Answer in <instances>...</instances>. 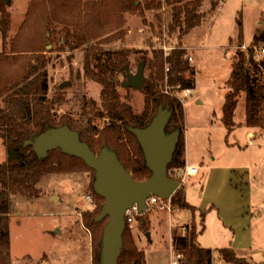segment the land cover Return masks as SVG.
Segmentation results:
<instances>
[{
  "label": "trees",
  "instance_id": "1",
  "mask_svg": "<svg viewBox=\"0 0 264 264\" xmlns=\"http://www.w3.org/2000/svg\"><path fill=\"white\" fill-rule=\"evenodd\" d=\"M206 0H31L26 17L18 33L9 41L11 51L7 49L12 25L9 10L10 0H0V31L3 35L5 50L0 52V137L8 149V158L0 162V264H14L10 247V200L11 194L25 197H38V183L47 174L82 171L91 169L83 159L69 155L61 148L50 151L43 158L39 157L27 140H34L48 128L68 125L84 133L97 132L103 135L99 150L108 146L114 149L120 161L137 180L148 179L151 170L145 161L144 152L137 137L130 127L147 126L157 115L162 105L172 112L167 132L180 130V137L169 165V172L186 167L183 159L185 143L184 102L175 92L192 89L196 85V69L186 59V50L175 46L160 64L148 56L149 51L131 48L105 49L100 44L116 39H126L127 14L145 17L147 12H154L159 27L162 25L161 10L166 4L173 11L170 34L176 30L182 35L188 34L207 19L203 10ZM210 14L214 15L220 0H210ZM243 37V32H240ZM264 41V31L256 32L253 42ZM73 51L83 48L85 76L97 81L102 86L103 110L98 113L108 120L104 129L87 120L73 121L71 117L57 118L53 112L54 104L60 101L48 97L49 73L47 66L52 61L54 46ZM159 57L157 50L153 51ZM34 54H37L34 56ZM50 54V55H49ZM136 57V59H133ZM36 59V60H35ZM35 60V62H34ZM144 61L149 70L147 80L141 90L145 95V106L141 113L123 102L118 87L119 76L126 77L133 67V61ZM168 65L166 77L159 78L160 66ZM264 59L255 57L254 48L249 52L239 50L233 63L230 78L226 82L227 94L223 104V124L227 127V137L239 126L236 113L239 96L246 94V125L264 133ZM167 85L168 91L163 87ZM124 134L135 141L137 154L131 155L127 146L121 145ZM259 135V134H257ZM255 134V138H257ZM228 140V138H227ZM89 145L90 143L87 142ZM91 146V145H90ZM95 151L96 149L91 146ZM98 153V152H97ZM95 174V171H94ZM97 195L100 203L94 211L84 213L83 220L87 228L94 233V264H102V236L104 224L97 217L105 199ZM172 208L191 209L185 187L181 186L171 198ZM206 212H202L205 217ZM202 227L194 224L188 234L173 232L172 243L178 257V264H213V249L204 247L198 240L205 231V219ZM144 226V224H143ZM123 236V250L119 264H148L145 251L135 243L132 228L128 225ZM220 257L226 262L236 264H255L247 258L239 257L235 248L227 246L218 249Z\"/></svg>",
  "mask_w": 264,
  "mask_h": 264
},
{
  "label": "rangeland",
  "instance_id": "2",
  "mask_svg": "<svg viewBox=\"0 0 264 264\" xmlns=\"http://www.w3.org/2000/svg\"><path fill=\"white\" fill-rule=\"evenodd\" d=\"M30 1L10 0L12 27L7 44L9 52V41L18 33ZM210 6V0H206L203 10L208 14L207 19L181 38L179 30L170 34L173 11L165 4L164 9L160 11L163 19L161 27L154 12H147L145 17L127 14L126 41L121 42L116 38L100 44L105 49L148 50V56L157 59L160 64H163L166 53L175 46L181 45L187 51L185 57L196 69V85L187 99H183L182 91H174L172 94H177L184 102L185 139L190 143L188 160L190 165L198 166L196 173L186 175L182 186L185 187L191 206L200 211L204 210V204L210 196L216 198V192L221 193L217 197V204L222 200L221 195L228 189V184L231 187L229 177L233 170L237 171L244 166L245 171L250 174H260L264 177V133L261 134V130L257 129L253 131L256 135L259 134L257 138L250 140L247 137L249 127L246 125L245 92L239 96L237 107L236 122L239 126L229 135L227 141V127L222 121L223 104L227 94L226 82L230 78L238 51L247 53L249 49L254 48L255 57L264 59V54L259 50L264 47V41L253 42L254 34L264 31V0H220L218 11L214 15H209ZM240 32H243L244 38L239 36ZM4 50L3 35L0 31V52ZM54 50L52 55L49 54L52 61L47 66L50 80L48 97H60V101L54 104L53 112L57 118L68 116L73 121L87 120L101 130L104 129L108 120L98 116L103 110L102 86L85 76L83 48L71 53L67 48L62 49L56 45ZM154 50H157L159 57L153 53ZM167 66H160L157 72L159 78L165 81L168 79ZM141 67L147 80L149 70H146L144 61L134 60L130 73L138 77ZM118 79L121 80L118 91L123 102L126 101L135 112L141 113L145 106L143 91L126 85L128 79L124 75ZM64 82H67L68 86L62 88L61 84ZM163 89L169 90L167 85ZM96 133L86 132L84 139L99 152L103 135ZM124 136L121 145L127 146L131 155H138L134 148L135 141L131 142V137L127 134ZM7 158L8 149L0 137V162L6 161ZM256 161L260 162L257 164ZM174 171L169 172L172 178ZM184 174L185 171L181 170L180 175ZM40 180L37 186L40 190L38 197L31 198L20 194L10 196V247L13 263L94 264L95 235L83 220L84 213L94 211L100 203L93 191L94 170L51 173L44 175ZM256 186L258 181L252 179L250 187ZM240 188L241 186H238V189ZM255 193L258 194V191ZM87 196H92L93 201H89ZM55 197L59 200L56 201ZM143 214L145 219L131 231L135 243L145 251L148 264L178 262L179 256L172 243L173 232L185 235L191 232L194 224L198 229L202 227L199 212L194 214L191 209L172 208L171 199L151 205ZM102 222L105 225L107 220ZM204 223L209 232L204 236L201 234L199 242L204 247L213 249L216 264H229L219 257L218 248H226L229 245L228 238L224 239L217 233L219 230L216 227H222L217 213L209 212ZM214 237H220L221 241L213 240ZM242 256L264 264V242L258 240L253 251L243 253Z\"/></svg>",
  "mask_w": 264,
  "mask_h": 264
},
{
  "label": "water",
  "instance_id": "3",
  "mask_svg": "<svg viewBox=\"0 0 264 264\" xmlns=\"http://www.w3.org/2000/svg\"><path fill=\"white\" fill-rule=\"evenodd\" d=\"M9 1V0H7ZM127 85L142 88L146 81L142 67L138 79L128 73ZM68 83L61 84V87ZM172 112L159 106L157 115L145 127H130L141 145L147 166L151 170L148 179L137 180L120 161L117 152L103 147L98 153L81 139L80 131L68 125L48 128L37 136L31 144L39 157L43 158L50 151L61 148L63 152L83 159L94 169V190L105 199L98 221L107 220L102 236V264H119L124 247L123 236L126 227L127 209L137 204L143 214L147 209V198L151 195L170 200L182 184L180 180L169 176V165L180 137V130L167 132V125ZM55 200H59L55 197ZM150 234H148L149 236Z\"/></svg>",
  "mask_w": 264,
  "mask_h": 264
},
{
  "label": "crops",
  "instance_id": "4",
  "mask_svg": "<svg viewBox=\"0 0 264 264\" xmlns=\"http://www.w3.org/2000/svg\"><path fill=\"white\" fill-rule=\"evenodd\" d=\"M253 131V129L251 131V129L249 130L248 128L247 137L250 140L255 138V133H253ZM228 137L226 136V141ZM185 143L186 150L183 159L186 161V167L197 166L194 164H189L188 156L190 151H188V147L190 143L186 139ZM231 145L233 146V143H231ZM259 162L260 161H256L257 164ZM230 175L231 177H229V179L231 180V187L228 184V189L225 191V193H223V195H221L222 200L217 204V197L221 193L216 192L214 194L216 198L210 196L207 203L204 204L205 207L203 211H200L196 207L197 212L200 213L199 216L201 217V219H205L209 212H216L217 216L219 217L220 224L222 225L221 228L219 226L216 227V229L219 230V232H217L218 235L220 237H224V239L228 238L227 244L235 248L239 257L247 258L248 260L253 262L250 257L242 255L243 253H249L253 251L254 247L257 246L258 240L259 242H264V177L260 174H257V176L250 174L248 171H245L244 166H242L237 171L233 170ZM252 179L258 181V186L254 188L250 187V185H252ZM234 185H236L237 188ZM238 186H241V188L238 189ZM243 187H245V190H243ZM257 191L258 194L255 193ZM205 194L206 193L204 192L203 196H205ZM202 212H206L205 217H202ZM208 232L209 230L206 225V229L202 233V236H204ZM220 237H214L212 239L219 242L221 241ZM227 244L223 245L227 246ZM204 245L209 246V244ZM240 254L242 255L240 256ZM228 263L230 264L231 262ZM253 263L260 264L261 262ZM213 264H216L215 258Z\"/></svg>",
  "mask_w": 264,
  "mask_h": 264
},
{
  "label": "built area",
  "instance_id": "5",
  "mask_svg": "<svg viewBox=\"0 0 264 264\" xmlns=\"http://www.w3.org/2000/svg\"><path fill=\"white\" fill-rule=\"evenodd\" d=\"M167 49V48H166ZM260 53L264 54V47L260 48ZM169 53H166V56ZM189 59H191V57H189ZM167 70L168 66H167ZM192 89H185L182 91L183 94V99H187L190 94H191ZM184 170L185 174L183 176L180 175V171ZM198 171V167L197 166H192V167H185L182 169H175L174 171V175L173 178L180 180L181 184H184L186 181V175L187 174H192V173H196ZM179 174V175H178ZM87 199L89 201H93V197L92 196H87ZM164 199H162L160 196L157 195H151L150 197L147 198V209L151 206V205H156V204H160V202H163ZM146 209V210H147ZM145 219L144 214H142L140 212V210L138 209V205L135 204L132 207L127 209L126 212V226L128 225L131 228H135L137 226L140 225V223ZM174 264H178V262H174Z\"/></svg>",
  "mask_w": 264,
  "mask_h": 264
},
{
  "label": "flooded vegetation",
  "instance_id": "6",
  "mask_svg": "<svg viewBox=\"0 0 264 264\" xmlns=\"http://www.w3.org/2000/svg\"><path fill=\"white\" fill-rule=\"evenodd\" d=\"M139 73V72H138ZM132 75V74H131ZM133 76V75H132ZM134 77V76H133ZM126 78L128 79L127 81H126V85H127V82L130 80V78H128V73L126 74ZM135 78H137L138 79V77H135ZM64 83H67V82H64ZM63 84V83H62ZM132 86H134V85H132ZM135 87V86H134ZM136 88V87H135ZM141 89V88H140ZM145 127V126H144ZM169 133V132H168ZM171 133V132H170Z\"/></svg>",
  "mask_w": 264,
  "mask_h": 264
}]
</instances>
